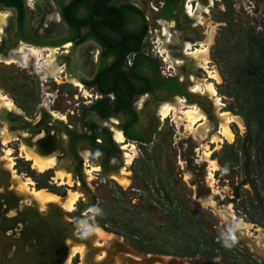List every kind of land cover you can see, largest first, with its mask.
Wrapping results in <instances>:
<instances>
[{
	"label": "flooded vegetation",
	"instance_id": "flooded-vegetation-1",
	"mask_svg": "<svg viewBox=\"0 0 264 264\" xmlns=\"http://www.w3.org/2000/svg\"><path fill=\"white\" fill-rule=\"evenodd\" d=\"M197 1L0 0V15L7 18L0 31V63L27 70L29 76L41 80L33 68L22 65L23 53L39 51L42 54L38 63L31 59L29 64H40L42 73L51 77L46 85L44 81L41 83V95L53 92L95 97L80 110L79 131L70 125L62 126L64 145L55 133L58 131L55 125H63V120L56 119L46 104L31 119L18 108L17 114L3 108L0 117L14 130L19 156L26 162H31L26 152L54 156L61 166L71 167L81 179L84 193L88 192L85 195L92 198L84 181L87 172L84 167H91L88 163L93 160L110 179L112 175L120 176L121 170L129 167L125 154L131 148L136 151L135 144H152L165 123L173 122L172 117L162 119L163 105L182 103L186 107H198L213 118L212 99L197 90L205 71L193 53L204 30L188 8L191 4L195 11ZM204 4L208 5V0ZM62 84L73 90H59ZM20 89L27 88L22 84ZM213 132L216 130L209 137ZM117 133L122 135L123 142L116 140ZM176 137L173 139L177 140ZM178 144L189 167L202 161L198 155L199 143L192 139L185 148L182 142L174 145ZM195 168L200 172L194 182L202 192L205 176L199 167ZM8 179V171L0 168V187L7 186ZM11 195L10 190L0 191V233L5 241L3 264H56V256L65 249V242L56 236V227H60L59 233L68 235L70 228L58 221L59 225L55 226L50 220L52 211L47 222L39 219L36 208L18 209ZM93 207V200L84 203L76 209L75 219L82 216L90 221L87 213L81 212L89 213ZM12 209L17 213L7 214ZM39 223L43 230L39 229ZM71 233L69 237L78 241L83 238Z\"/></svg>",
	"mask_w": 264,
	"mask_h": 264
},
{
	"label": "rangeland",
	"instance_id": "rangeland-1",
	"mask_svg": "<svg viewBox=\"0 0 264 264\" xmlns=\"http://www.w3.org/2000/svg\"><path fill=\"white\" fill-rule=\"evenodd\" d=\"M196 5L206 6L204 0H198ZM208 12L206 20L208 24L215 26L216 34L210 49L212 62L210 66L221 78L220 83L215 84V87L225 105V108L221 109L214 105L213 114L218 116L221 112L228 111L230 115L241 118L231 123L230 127L235 135L231 143L225 142L219 149H216V145H210L212 153L210 158L217 165L215 170L209 168V164L203 161V150L200 145L198 155L202 161L193 163L192 167H189L183 154H180L182 148L179 144H174L182 142L185 148L187 143L192 139L195 141V138L184 125L178 126L176 121L168 120L162 131L155 136L152 144L147 146L135 144L137 157L126 170L129 173L127 177L129 186L123 187L115 180H111L109 174L101 173L96 161H90L88 164L91 167H84L85 170L91 171L90 180L87 172L84 175L86 188L92 196L90 198L85 195L82 190L83 183L70 170L71 167L61 166L70 174L71 184L68 183V179L64 182L56 180L54 170L45 173L34 170L31 162H26L19 156V142L16 141L14 130L3 117H0V134L4 130L6 134L4 138L10 139L6 145L0 144V168L7 170L9 175L8 185L1 186L0 191L10 190L12 198L19 206L18 209L36 208L41 221H49L50 208L36 207L28 199L24 200L21 197L19 193L21 188L29 183L27 185L29 189L44 190L59 196H65L69 192H77L81 195L70 216L59 213L53 215L56 221L70 228L71 234L77 233L85 240L78 241L69 237V231H67L69 235L59 233L60 227H56V236L65 242L63 255L61 253L56 256V264H60L67 253L66 246L69 242L83 245L88 250L86 258L76 254L70 264L102 262L111 254L108 252L115 250L113 247H116V243L129 249L127 252L119 253L120 256L112 257L111 259L115 260L114 264H125L122 259L124 257L137 258L139 262L147 259L164 261L156 264H164L170 260L177 261V264H264V181L258 170L256 145L249 140L255 136L254 128L250 127L243 117L231 111L234 99L220 93V87L224 83L222 77L224 65L212 58L220 28L226 26L221 22L225 19L223 13L230 15L232 25V28L224 32L225 41L237 43L239 36L236 30L240 28L264 36V0H213ZM3 14L9 16L11 13ZM205 28L206 26L203 25L204 31ZM247 46L246 44L245 47ZM202 73L201 78L204 80L208 76L205 72ZM41 80L35 75L29 76L27 70L0 63V91L5 95L8 94L7 96L13 100L20 112L31 119L44 103L49 105L48 109L51 112L64 116L63 125H55L58 130L55 131L57 140L64 145L65 136L62 126L70 125L79 131L80 110L85 107V102L94 101L95 97L85 95L87 98H84L81 95H59V93L55 95L53 92L49 95H41L43 82ZM202 80L200 79L198 84H201ZM60 81L59 79V83ZM22 84L27 88L26 91L20 89ZM59 90L68 92L73 88L62 84L59 85ZM69 107H72L70 111ZM205 115L208 116L206 113ZM199 128L202 129L203 125L195 127V130L198 131ZM50 131L53 132L54 129L50 127ZM176 135L177 140L173 139ZM235 161H238L236 166H234ZM9 165H11L10 169ZM196 166L205 176V190L202 192L194 182L197 172H200L195 168ZM92 168L95 170L92 171ZM211 173L212 182L208 181V174ZM39 186L43 188L39 189ZM92 200L94 207L89 213L81 212L87 213L90 221L82 216L75 219L76 209ZM13 210L15 209L8 211L9 214L17 213ZM168 211L179 213L176 214L178 219L175 220L182 219L180 213L185 212L193 220L199 221L203 230L221 241L224 256L198 255L195 258L177 256V253L183 250L184 241L188 237L186 233H192L193 230L179 229L175 220L169 217ZM39 229H44L41 223ZM97 229L111 235V242L108 245L98 241L95 232Z\"/></svg>",
	"mask_w": 264,
	"mask_h": 264
},
{
	"label": "bare ground",
	"instance_id": "bare-ground-1",
	"mask_svg": "<svg viewBox=\"0 0 264 264\" xmlns=\"http://www.w3.org/2000/svg\"><path fill=\"white\" fill-rule=\"evenodd\" d=\"M189 1H193V0H189ZM212 5H213V0H208V5L201 6V7L197 6L195 11H194V8L191 4L188 5V8L190 11L189 14L191 13L194 17H196L197 21L202 26L203 25L206 26L204 34H203V38L201 39V41L199 43V49H197L193 53V56H194L197 64L199 65V67L201 69H203L206 72V74L208 76L206 79L202 80L201 84H198L197 90H200L204 94H207L208 97L213 99V103H214L215 107H219L221 109V108H225L224 107L225 105L223 104V102H222L223 99L218 95L217 88L215 87V84L220 83L221 78H220L219 74L216 72V70L210 66L212 63L211 58H210V49H211L212 45L214 44V39H215V35H216L215 34V26L212 24H208V22L206 20V16L209 13L208 10ZM3 18H4V20H3ZM6 19H7L6 16L0 15V27H1L0 31L3 29V25L6 23ZM41 54L42 53L39 51H31L30 53H28V52L23 53L24 63H22V65H27V66L33 68L39 74V76H41L40 78L44 82H48V81H51L50 80L51 77L49 78L48 73H45V72H44L45 74L42 73L40 64H36V66H32L29 64V61L31 59L36 60L38 63L39 58L41 57ZM52 73H55V72L53 71ZM53 76H54L56 82L59 83V79H58L59 77L54 75V74H53ZM3 107L10 110V111H13V112L18 111L13 100H11L4 93L0 92V109L2 110ZM45 107L48 109L49 105H45ZM1 112H0V115H1ZM51 113L56 119L64 120V116H62L61 114H59L57 112H51ZM160 113H161L163 120H165L169 117H172L173 121H176L177 122L176 124H178V126L184 125L186 130L191 132V134L195 138L194 142H198L199 145L202 146V150H203L202 159H203V161L208 163L209 168L211 167V169H213V170H215L217 168V165H216V162H214L210 158L211 154H212L211 150H210V145H216V149H219L221 147V145H223L225 142L231 143L234 140V136H235L231 130V127H230L231 123H234L236 120H241V118L239 116L230 115L228 113V111L227 112L226 111L221 112V114H219L218 116H216V114H215V115H213V118H210L209 115L206 116L204 111H202L198 107H186L185 104H182V103H178L177 105L165 104L162 106ZM200 122H203V124H202L203 128L200 129L201 128L200 127L199 128L200 131L199 130L197 131V130H195V127ZM214 129L216 130V133L212 134L209 137V133L212 132ZM5 135H6L5 131L3 130V133L0 134V144L1 145H6L10 140V139L8 140L7 138H4ZM116 140L120 143L123 142V137L120 133H117ZM207 140L209 141L208 143H207ZM5 152H7V151H5ZM136 157H137L136 151L134 150V148H131V151L129 153L125 154V160H126L125 162H126L127 166L132 164V162L135 160ZM26 158H27V160L31 161L32 168L34 170H36L38 173H45L49 170H54L56 180L64 182L65 179H68V183L71 184L70 174L66 170L61 168V165L58 163V160L54 156H47L46 157V156H39V155H31V153L26 152ZM10 168H11V165H9V169ZM94 170H95V168H92V171H94ZM121 171L122 172H121L120 176L112 175L111 179L115 180L119 185H121L123 187L129 186L130 182L127 179L128 174H127L126 170L123 169ZM90 172L91 171H87V175L89 176V180L91 179V173ZM212 178H213L212 173L208 174V181L212 182V180H213ZM29 184H27V185H29ZM27 185L25 184L21 188V191L19 192L21 197H23L24 200L28 199V201L32 202L34 205H36V207L38 206L39 208H42V209L46 208V207L48 208V206L50 204H55V205L61 207L64 211L70 212L75 208L76 204L78 203L79 199L81 198L80 193H77V192H75V193L69 192L65 196H59V195H56V194H53V193H50V192H47L44 190L29 189L30 187H28ZM13 211H15V210H13ZM13 213H15V212H13ZM10 214H12V212ZM95 232L97 234L98 241L105 242L106 245H108L111 242V235L110 234H106L101 229H97ZM82 239H79V241H82ZM66 247H67V250H66L67 253L63 257V259H61V263L59 262L60 264H70L71 259L76 254H81L85 258L87 256L86 254H88L87 248L83 245L74 244V243L69 242L68 246H66ZM62 255H63V252H62ZM106 261H108L107 264L111 263L109 255H107L105 260L102 262L106 263ZM102 262L94 263V262L88 261L87 264H91V263L102 264ZM112 262L114 264L115 260L112 259ZM105 263H103V264H105Z\"/></svg>",
	"mask_w": 264,
	"mask_h": 264
},
{
	"label": "trees",
	"instance_id": "trees-1",
	"mask_svg": "<svg viewBox=\"0 0 264 264\" xmlns=\"http://www.w3.org/2000/svg\"><path fill=\"white\" fill-rule=\"evenodd\" d=\"M223 16L225 19L221 22L226 26L220 28L212 53V58L224 65V83L220 87V93L234 99L231 111L243 117L247 124L254 128L255 136L249 140L256 145L258 170L264 181V36L240 28L236 30L238 42L229 43L225 41L224 32L232 28L231 18L228 13H223ZM237 163L238 161H235L234 166ZM40 188L43 186H39ZM176 214L179 213L168 211L173 220L178 219ZM180 214L182 219L175 220L179 229L193 232L186 233L188 237L184 241L183 250L178 252L177 256H224L220 240L203 230L200 222L193 220L187 213Z\"/></svg>",
	"mask_w": 264,
	"mask_h": 264
},
{
	"label": "water",
	"instance_id": "water-1",
	"mask_svg": "<svg viewBox=\"0 0 264 264\" xmlns=\"http://www.w3.org/2000/svg\"><path fill=\"white\" fill-rule=\"evenodd\" d=\"M2 174L3 175H7L6 173H3V172H2ZM85 194H88V192L86 191ZM48 208L51 209V211L54 213L55 216L58 213L62 214V215H67V216H70L72 214V211H70V212L64 211L61 207H59V206H57L55 204H50L48 206ZM39 219H41V218H39ZM50 220L52 221V223L54 222L55 226L59 225L54 217L51 216ZM73 236H75V234H73ZM4 243H5V241L3 239V235L0 233V264H3V246H4ZM115 245H116V247H113L115 250L113 252L112 251L108 252V253H111V254H109V258H110V261H111L112 264H113L112 259H111L112 257H115L116 255H119V253H121V252H127L128 249H129L128 247H125L122 244L119 245V244L116 243ZM117 245H118L119 248L117 247ZM122 259L125 262V264H156L157 262H162V263L164 262L162 260L159 261L158 259H156V260L147 259V260H144L142 262L136 261L135 259H132V258H126V257H124ZM22 260H24V258ZM103 263H105V262H102V264ZM107 263H108V261H106L105 264H107ZM91 264H93V263H91ZM164 264H177V261L170 260V261H166Z\"/></svg>",
	"mask_w": 264,
	"mask_h": 264
}]
</instances>
